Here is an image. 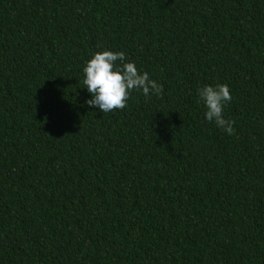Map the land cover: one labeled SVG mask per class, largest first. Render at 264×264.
I'll return each instance as SVG.
<instances>
[{
    "label": "trees",
    "instance_id": "obj_1",
    "mask_svg": "<svg viewBox=\"0 0 264 264\" xmlns=\"http://www.w3.org/2000/svg\"><path fill=\"white\" fill-rule=\"evenodd\" d=\"M104 50L161 94L87 106ZM0 264H264V0H0Z\"/></svg>",
    "mask_w": 264,
    "mask_h": 264
},
{
    "label": "clouds",
    "instance_id": "obj_2",
    "mask_svg": "<svg viewBox=\"0 0 264 264\" xmlns=\"http://www.w3.org/2000/svg\"><path fill=\"white\" fill-rule=\"evenodd\" d=\"M83 74L84 88L90 94L85 103L102 113L124 109L134 90L149 97L161 94L163 87L151 79L149 73L138 70L135 62L128 61L121 51L95 53L83 68ZM197 96L198 102L205 108L204 118L231 135L234 121L224 116L225 106L232 100L229 86L204 85L197 89Z\"/></svg>",
    "mask_w": 264,
    "mask_h": 264
}]
</instances>
